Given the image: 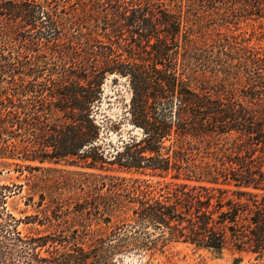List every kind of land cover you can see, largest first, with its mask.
<instances>
[{"label": "trees", "instance_id": "16d2710c", "mask_svg": "<svg viewBox=\"0 0 264 264\" xmlns=\"http://www.w3.org/2000/svg\"><path fill=\"white\" fill-rule=\"evenodd\" d=\"M67 2L0 4L13 22L5 44L18 39L34 53L25 62L0 56V76H34L7 80L15 94L0 97V151L92 172L64 171V186L32 189L48 208L26 220L51 233L24 236L0 212V264H121L172 243L264 256V49L213 48L196 31L198 14L218 3L264 24V0H93L79 14ZM89 21L87 34L70 33ZM206 73L223 77L221 89ZM109 76L129 82L127 118L141 131L115 153L96 119ZM227 80L246 84L241 96ZM24 94L26 103L16 99ZM17 138L29 145L20 150ZM9 190L0 187V206Z\"/></svg>", "mask_w": 264, "mask_h": 264}, {"label": "rangeland", "instance_id": "374dc122", "mask_svg": "<svg viewBox=\"0 0 264 264\" xmlns=\"http://www.w3.org/2000/svg\"><path fill=\"white\" fill-rule=\"evenodd\" d=\"M6 1L9 0H0V4ZM67 1L68 7L76 8L79 14L84 11V8H86L85 11H91V5L89 4H92L91 1L93 0ZM82 2L84 3L82 4ZM226 12H228L226 8L218 3L216 7L209 6L198 14V30L196 31L200 35H204L209 46L215 48L218 45H224L225 47L236 45L239 47L255 48L256 50L264 49V24L262 22L232 15L231 13L226 14ZM11 25H13V22L8 17L0 16V56L4 55L13 60V62H17L18 60L25 62V57H29V53L32 54L33 52L22 48L18 39H11L10 41H6L5 44L4 38L2 37V34H6ZM92 25L93 21H89L87 24L82 23V25L69 26L71 28L70 33L72 34L74 31H77L80 35L87 34L92 29ZM77 33L73 34L76 35ZM216 51L217 48L215 49V53ZM43 73L44 75L40 77L46 78L49 76V72L45 71ZM206 75L212 80V87L221 89L219 85L223 77L217 79V77L210 73H206ZM33 77L23 76L19 72L2 74L0 76V97H12L15 94V90L7 84V80L12 81V79H15L19 82L22 80L25 85H28L32 82ZM41 80L42 78L39 81ZM225 82L227 83L226 86H228V89H231L233 85L232 87L236 89L238 96L242 95L240 91L246 86L245 83L241 85L238 82H234V80H227ZM214 89L216 90V88ZM103 90L104 96L100 109L96 113V119L105 128L102 136L106 151L115 153V151L121 149L123 140H128L130 136L140 137L141 131L133 129V126L130 125L129 119L127 118V112L132 98L129 82L123 78L116 79L114 76H109L103 86ZM212 94L214 93L212 92ZM16 99H20L26 103L29 96L24 94V96L20 95ZM11 142H14L20 150L29 145L28 141L24 138H17V140ZM29 166L39 167L41 169H52L55 172H46L44 170L33 171L29 169ZM64 171L71 173L92 172L64 164L55 165L52 163L40 164L38 162H32L31 158H27L23 151L16 152L15 156H9V154L5 156L0 151V187L6 186L10 188L9 191H6L7 198L5 203L0 206V212L9 214L16 221H19L18 230L24 236L44 234L49 230L46 226H41L38 223L31 224L26 220L27 217L34 218L35 216L42 220L45 210L48 208L46 201L39 206L41 197L39 194L33 197L32 189H51L52 187H57V183H61L64 186L66 179L63 176H67ZM113 173L128 179H149L154 182L163 180L159 177L144 176L139 173ZM167 180L172 181V178L168 177ZM63 194V197L66 198L74 195L69 194L68 191H63ZM31 197L32 199H30ZM20 221H24V223H20ZM49 231L50 233L53 232L52 229ZM119 259L121 264H264V256H259L251 252L238 251L234 248L215 251L197 248L185 243H172L162 252H158L153 258L146 257L141 253H132L123 255Z\"/></svg>", "mask_w": 264, "mask_h": 264}]
</instances>
